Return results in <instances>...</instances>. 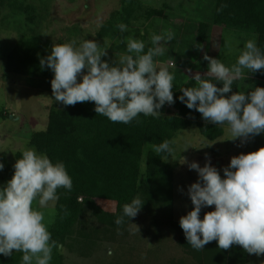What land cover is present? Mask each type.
I'll return each instance as SVG.
<instances>
[{"label": "clouds", "instance_id": "1", "mask_svg": "<svg viewBox=\"0 0 264 264\" xmlns=\"http://www.w3.org/2000/svg\"><path fill=\"white\" fill-rule=\"evenodd\" d=\"M117 28L121 33L128 31L123 23ZM173 36L171 30L152 34V46L147 51L143 40L125 36L126 50L114 63L102 59L107 48L102 49L95 39L54 43L39 62L42 69L47 67L54 74L50 83L56 103L67 106L92 101L97 114L127 124L140 114L156 117L165 103H175L172 65L154 59L164 54L161 42ZM203 59L208 61L207 72L187 76L185 83L189 79L196 83L180 87L177 99L201 113L205 121L227 124L231 133L228 139L240 138L244 143L250 136L264 133V86L232 91L233 81L244 69L264 71V51L256 39L243 43L231 66L207 53ZM204 75L214 80L202 78ZM173 144L165 139L152 148L169 158ZM188 167L198 176L187 187L193 207L179 219L188 244L200 250L215 240L220 249L239 245L248 254H264V146L233 155L223 167V175L210 158L203 166L191 161ZM3 168L0 161V170ZM13 168L11 178L0 186V254L10 256L15 250L23 253L21 264H50L53 249L62 251L63 245L51 238L48 226L52 221L43 209L57 198L58 188L72 189V178L63 161H53L34 147L25 148ZM143 203L140 198L125 203L123 215L115 223L120 225L124 217H135ZM213 205L201 218L202 208Z\"/></svg>", "mask_w": 264, "mask_h": 264}, {"label": "trees", "instance_id": "2", "mask_svg": "<svg viewBox=\"0 0 264 264\" xmlns=\"http://www.w3.org/2000/svg\"><path fill=\"white\" fill-rule=\"evenodd\" d=\"M5 0H0V7ZM119 9L114 10L97 31L98 37H115L118 24L130 25L133 20L166 17L162 7H146L140 0H121ZM211 21L201 20L196 24V39L207 43L213 25L241 31H253L257 44L264 51V0H214ZM15 9L23 11L28 21L35 19V6L13 3ZM145 43L144 51L151 47ZM50 42L35 35L22 38L14 48L4 55L6 73L25 74L31 80H43L51 89L53 73L41 68L40 58L50 52ZM158 58L155 57L156 60ZM207 72V71H206ZM201 70V75L206 73ZM181 69L174 72L173 94L175 103L169 104L168 112L153 117L138 115L125 124L112 122L94 110V102H78L75 105L48 109L45 129L35 131L30 145L46 153L53 161H63L72 178V189H57L55 218L49 226L51 238L63 245V250L53 249L51 264H65V254L80 257L94 256L103 244L122 246V240L131 233L134 217H124L120 225L115 223L123 215V205L133 198L144 201L139 216H150L147 233L155 240L163 235L162 220L174 223V171L164 160L166 154H157L152 146L163 140H172L176 132L195 123L200 132L209 139L224 133L222 125L207 122L201 113L189 109L177 97L181 95V84L176 83ZM251 81H262L264 71L250 72ZM202 78L213 79L204 75ZM218 86H222L217 82ZM259 83V82H258ZM238 78L233 81L232 91H237ZM185 87V86H184ZM228 93L227 95H230ZM3 114L2 112H0ZM146 154L143 163V155ZM10 179V178H9ZM115 203L114 209H106L97 200ZM158 215V216H159ZM177 243L187 255L171 258L169 264H247L249 254L239 245L220 249L215 240L203 249L196 250L188 244L180 228ZM121 243V244H120ZM111 249L110 258L102 264H137L125 251ZM22 252L10 256L0 254V264H21ZM100 259V258H99ZM102 260V259H101Z\"/></svg>", "mask_w": 264, "mask_h": 264}, {"label": "rangeland", "instance_id": "3", "mask_svg": "<svg viewBox=\"0 0 264 264\" xmlns=\"http://www.w3.org/2000/svg\"><path fill=\"white\" fill-rule=\"evenodd\" d=\"M13 1L34 5L35 19L28 21L23 11L11 5ZM140 1L146 7L164 8L167 16L150 19L141 17L133 20L127 26L128 31L123 33L119 31L113 38L98 37L97 31L111 13L120 8L121 0H5L1 5L0 112L3 114L0 113V161H3L4 168L0 170V186L4 185L13 175V165L22 151L33 147L29 142L32 134L46 128L49 107L52 105L66 106L54 101L52 92L43 80H30L22 73H6L4 55L22 38L31 35L38 36L43 41L50 42V49L54 43L76 41L78 44L83 39H95L102 49L107 48V54L102 59L114 63L116 57L123 55L126 50V41L123 40L125 36L133 35L147 43L152 34H161L165 30H171L174 36L170 41L161 42L165 51L156 60L162 65H172L170 71L173 74L181 69V63L190 69L207 67L208 61L203 59L205 53L218 58L226 66H231L236 63L245 41L253 38L257 41V35L253 31L223 28L219 25H213L207 43L197 40L196 24L201 20L211 21L214 0ZM119 41L121 42L118 43ZM182 76L178 75L176 83H183L187 87L195 85L196 82L192 79L185 83L188 75L182 74ZM238 81L237 91L246 92V89L248 91L263 85L262 81H251L250 72L247 69L242 71ZM168 106L169 104L165 103L159 111L168 112ZM197 119L204 120L201 115L195 118ZM222 127L224 133L213 140L205 137L195 123L178 130L172 138L173 153L166 159L174 171V223H165L163 216L156 215L162 220L163 235L159 240H155L146 231L150 216L144 217L137 214L131 224V233L122 240V246L103 244L101 251L88 258L67 252L65 264H102L110 258L107 253L109 249L114 248L119 253V250L125 251L128 259L137 264H169L171 258L184 257L187 259L186 253L178 245L177 240L181 231L179 219L193 207L187 194V187L198 178L197 172L190 170L188 163L197 161L203 166L206 159L210 158L211 163L217 166L223 175V167L230 162L233 155L255 151L264 146V133L250 136L244 143H241L240 138L228 139L231 133L227 124ZM145 158L146 154L143 155V163ZM184 158L186 162L181 163ZM55 202L56 199L49 201L43 209L46 218H50L52 222L55 218ZM97 202L106 209L115 208V203L111 201L98 199ZM212 208L214 205L202 208L201 218L206 211ZM247 264H264V254L260 256L249 254Z\"/></svg>", "mask_w": 264, "mask_h": 264}, {"label": "crops", "instance_id": "4", "mask_svg": "<svg viewBox=\"0 0 264 264\" xmlns=\"http://www.w3.org/2000/svg\"><path fill=\"white\" fill-rule=\"evenodd\" d=\"M213 29V28H212ZM212 32V31H211ZM181 65H182V67H181V76H182V74H186V75H188V76H191V75H193L195 72H197V71H199V72H201V70H204L205 72L207 71V67H205V68H203V69H190V68H188L184 63H181ZM183 77V76H182ZM182 80H184V77H183V79ZM182 82V81H181ZM181 85L182 86H185V87H187L186 85H183V83H181ZM263 86V85H262ZM244 89V88H243ZM242 89V90H243ZM246 92H247V89H246ZM201 115V114H200Z\"/></svg>", "mask_w": 264, "mask_h": 264}]
</instances>
